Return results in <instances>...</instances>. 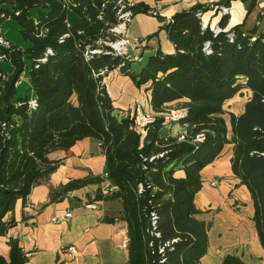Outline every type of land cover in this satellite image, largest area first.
Wrapping results in <instances>:
<instances>
[{
    "label": "trees",
    "instance_id": "16d2710c",
    "mask_svg": "<svg viewBox=\"0 0 264 264\" xmlns=\"http://www.w3.org/2000/svg\"><path fill=\"white\" fill-rule=\"evenodd\" d=\"M241 1L249 3V13L258 3ZM206 8L196 6L169 21L158 18L174 53L157 52L135 74L131 61L106 45L118 40L109 31L117 24L112 2L72 0L66 6L62 0H0V21L16 19L23 39L31 43L26 51L0 45V61L14 68L10 76L0 68V238L13 226L8 217L17 202L25 203L59 166L50 156L92 138L106 159L109 187L117 188L107 196L98 192L96 201L121 203L128 264H201L209 226L196 219L195 200L202 171L227 146L233 152L232 174L253 201L264 251V27L225 31V15L222 32L215 35L210 27L203 29ZM131 10L151 15L142 5ZM70 12L78 17L73 26ZM114 70L150 94L155 119L144 132L130 114H115L104 85ZM245 92L250 96L243 112L229 113L227 103ZM174 108L185 109L187 116L169 127L161 115ZM175 125L183 129L184 142L178 141L180 132L172 131ZM201 134L204 141L195 143ZM102 182L100 177L71 181L52 189L50 201ZM27 262L17 241L10 242L9 260L0 256V264ZM221 264L245 263L228 255Z\"/></svg>",
    "mask_w": 264,
    "mask_h": 264
},
{
    "label": "crops",
    "instance_id": "0c3cea01",
    "mask_svg": "<svg viewBox=\"0 0 264 264\" xmlns=\"http://www.w3.org/2000/svg\"><path fill=\"white\" fill-rule=\"evenodd\" d=\"M134 6H146L150 12L159 9V15H138L130 23L128 37L142 42L137 49L173 54L174 46L165 32L161 33L158 18L169 21L179 13L196 6L215 9L202 13V23L214 30L222 18L217 7L226 6L227 0H128ZM242 2V1H241ZM229 20L225 31L244 25L245 30L261 25L264 27V0H258L256 8L249 13V3H229ZM223 17V16H222ZM158 30L160 31L158 33ZM158 33L156 42H148ZM1 36V35H0ZM145 39V40H144ZM154 54V55H155ZM151 55V56H154ZM150 56V57H151ZM137 59V57L135 58ZM27 82V79H24ZM104 85L112 100L115 114H131L136 101L142 102L146 112L150 108V94L146 87L137 89L128 77L119 70L112 71ZM248 93V94H247ZM245 95L250 93L245 92ZM235 98L227 104L231 105ZM247 102V101H246ZM245 105V104H244ZM244 105L239 114L244 110ZM173 132H183L175 125ZM232 147L227 146L220 159L202 171V188L196 196L195 206L199 211L196 219L209 226L208 252L201 264H221L224 257L231 255L240 258L245 264H264V251L259 243L253 222L254 206L247 189L238 186L231 171ZM50 159L59 162L57 169L47 182L35 187L25 203L17 202L8 219L13 226L0 238V256L9 260L10 242L17 241L28 258L27 264H128V248L122 242L128 239L127 224L122 220V205L119 201H96L98 192L104 193L110 186L104 179L106 159L100 143L92 138L77 142L68 151L55 152ZM178 176H182L179 173ZM100 177L103 182L74 191L57 202L50 201V192L71 181ZM98 204L94 211L85 208L87 203ZM32 206L36 212H27ZM71 210L70 221L54 224V214L60 210ZM74 246L76 257L70 259L65 250Z\"/></svg>",
    "mask_w": 264,
    "mask_h": 264
},
{
    "label": "built area",
    "instance_id": "2783aa9c",
    "mask_svg": "<svg viewBox=\"0 0 264 264\" xmlns=\"http://www.w3.org/2000/svg\"><path fill=\"white\" fill-rule=\"evenodd\" d=\"M63 3L66 6H69L70 2L72 0H62ZM106 2H112L116 6V18H117V24L111 28L109 31L111 34L117 36L118 40L114 43H106V45L111 49L112 54L120 57H124L127 60H129V57L127 55V47H128V28L130 23L132 22L134 18V13L132 12L131 8L134 7L133 4H131L128 0H104ZM208 9H215V5L209 3L207 5ZM218 11L223 15L229 14V8L226 6L217 7ZM152 16L157 17L159 15V9L153 10L150 12ZM19 15V13H16V16ZM206 26L203 25V29H205ZM214 34L217 35L222 32V29L220 27H216L213 30ZM0 45L8 47V43L5 42L1 36H0ZM206 50L208 51V45L206 46ZM93 53H99V52H93ZM164 118L165 124L169 127H172L174 124H177L181 119L185 118L187 116V111L185 109H174L170 110L164 114L161 115ZM133 118H134V125L137 130L144 132L148 126H150L155 119V115L153 113H148L144 110L143 106L140 104L139 101H136L133 107ZM179 142H184L186 140L185 134H177ZM205 137L203 134L197 135L194 139L195 143H202L204 141ZM104 179L107 180V174L104 175ZM117 188L109 187L103 194L104 196L110 195L111 193L115 192ZM98 207V204L96 202L94 203H87L85 205V208L94 211ZM27 212H36L34 207L27 206L25 209ZM73 218V213L71 210H60L57 211L51 222L54 224L70 221ZM129 245V240L125 239L122 242V248L127 249ZM65 253L68 255L70 259H74L77 254V250L74 246H70L65 250Z\"/></svg>",
    "mask_w": 264,
    "mask_h": 264
},
{
    "label": "rangeland",
    "instance_id": "374dc122",
    "mask_svg": "<svg viewBox=\"0 0 264 264\" xmlns=\"http://www.w3.org/2000/svg\"><path fill=\"white\" fill-rule=\"evenodd\" d=\"M236 2H239L240 4H242L241 0H233V3H236ZM218 14H219L218 16L222 18L223 15L220 12ZM138 15L146 16L147 14H138ZM138 15H135L134 18ZM31 16L32 17L37 16L36 10L31 11ZM150 17L155 18L154 16H150ZM77 19L78 17L75 12L69 13L68 21L72 26L76 24ZM159 32L160 31L158 30V33ZM163 32L164 31L161 30L162 34ZM158 33H156L154 37H151L148 40V42H151V41L153 43L156 42L158 40V35H159ZM0 35H1V38L5 42L19 48L22 51H26L31 47V43L23 39L20 33V27H19L18 21L14 18L3 19L0 21ZM141 44L142 42L139 43V41L138 42L134 41L133 38L128 37L127 55L129 57V60L131 61L130 69L135 74L139 73L146 66L147 61L149 60L150 56L155 54V52L149 51V49H145L142 51L141 49L142 47L140 49H137L136 46H141ZM136 57L137 59H135ZM0 68L2 69L4 74L7 76L12 75L14 72L13 66L10 63L5 62V61H0ZM130 81L132 80L130 79ZM24 89H26L25 86L21 88L20 92L23 91ZM247 97L248 95H245V94H243L242 97L237 96L235 100L232 103H230L231 105L227 104L225 106V109L229 113L236 114V115L239 114L243 108V105L246 103L248 99ZM140 104L143 106L142 102H140ZM175 107H179V106L176 105ZM130 116L133 117L131 114ZM226 120L229 121V116L226 117Z\"/></svg>",
    "mask_w": 264,
    "mask_h": 264
},
{
    "label": "water",
    "instance_id": "95a60500",
    "mask_svg": "<svg viewBox=\"0 0 264 264\" xmlns=\"http://www.w3.org/2000/svg\"><path fill=\"white\" fill-rule=\"evenodd\" d=\"M247 38H248L249 40H253L252 36H247Z\"/></svg>",
    "mask_w": 264,
    "mask_h": 264
}]
</instances>
